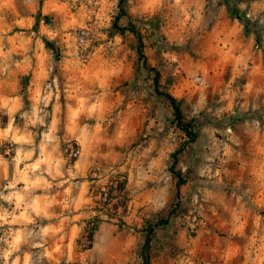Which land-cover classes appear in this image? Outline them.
Segmentation results:
<instances>
[{"label":"rangeland","instance_id":"rangeland-1","mask_svg":"<svg viewBox=\"0 0 264 264\" xmlns=\"http://www.w3.org/2000/svg\"><path fill=\"white\" fill-rule=\"evenodd\" d=\"M126 3L123 15L117 21L118 15L122 14L119 0V11L111 21L109 36L111 38L113 33H120L124 43L131 49V55L123 57V63L117 65L106 62L101 54L83 66L76 63L77 56L81 53L77 51L73 55V50L78 48L73 41V34H78L79 31L74 27L78 22L79 6L73 7L71 0H38L35 10L33 0H8L7 4L0 6V130L7 129L10 118L13 120V127L22 130V113L30 111L34 103L43 108L40 101L48 95V86H51L46 111L51 112L57 105L60 107L61 122L56 134L61 138L60 151L67 155L69 145L79 151L80 145L75 136L85 122V117L78 114L73 131L68 132L67 110L78 106V98L84 91L95 94L100 116L122 110L124 104L117 108L121 97L125 103L135 97V106L143 108V116H147L151 105L155 104L158 107L157 119L167 131L169 142L173 145L170 150L173 163L169 172L171 174L172 166H175V171L183 179L180 189L189 182V192L183 195L184 199L178 196L166 212L158 217L145 218L137 214L135 231L142 234V239H129L128 251L121 253L117 249L108 264H146L147 259L149 264H182L188 259L191 264H244L248 255L245 241L232 235L238 229L231 212V209L237 207V196L241 193L233 195L228 192V187L230 183L235 184L236 180L244 179L245 174L234 164L225 165L232 176L220 171L224 188L218 190L216 200L207 201L201 197L197 201L193 196L197 185L213 183V180L204 177L214 178V174L219 171L220 156L225 144L229 143L225 139L224 128H231L232 141L238 144L243 138L245 123L258 113H264V23H260L264 21V0H259L256 7L250 4L244 12L234 0H182L180 5H175L173 0H166L167 10L162 15H153L144 24L135 23L128 18ZM185 13L189 20L181 26ZM45 28L57 29L61 34L50 40L43 34ZM230 35L240 47L238 59L230 57L221 43L223 41L230 44L231 41L227 39ZM37 39L41 43L38 60L34 56L37 52ZM95 47L98 45L93 44L89 48V54ZM49 53L51 59L48 57ZM25 56L29 58L28 63H24ZM157 73L159 90L155 84ZM37 93L40 100L35 99ZM161 94H170L180 102L183 124L187 126L188 133L177 126L172 105ZM140 119L141 117L133 118L137 133L133 139L125 137L123 124H112L106 130L101 125L97 136L115 140L117 137L114 133L119 128V142L127 150L134 151L139 145H146L151 138L146 135L149 132L147 120L141 125ZM260 120L264 124V115L260 116ZM46 123H50V118ZM28 130L36 132L38 143L43 128L38 130L30 125ZM189 135L196 136L190 139ZM65 137L69 139L66 141ZM17 146L11 140L0 141V157L7 162L8 180L3 179L5 166L0 164V190L5 191V194L7 190L3 186L16 172L13 161ZM117 151L121 155L125 154L119 147ZM37 158L38 155H34L32 159L35 161ZM77 160L78 157L73 156L70 163L75 164ZM208 161L214 163H207ZM98 163L104 166V161ZM20 168L23 169L24 164ZM185 168L187 171L181 172ZM93 172L98 173L99 169L90 168L87 180L93 176ZM125 174L126 171L110 177L109 185L104 187L110 190L113 198H118L117 192H125L124 198L113 202L107 208V215L100 212L111 224L113 219L119 218L115 225L118 231L125 228ZM198 174L203 176L198 179ZM93 178L98 180V176ZM46 179L51 180L50 177ZM83 180L84 177L82 180L76 178L73 183L81 184ZM67 186L65 184L64 189ZM17 187H24L23 181ZM101 191L93 192L98 205ZM36 194L55 195L56 190L45 192L44 189H36ZM217 200L222 203H217ZM56 201L45 211L58 212L60 207ZM0 203L11 210L7 202ZM244 212L246 216H241L247 220L244 233L250 235L255 218H260L261 224H264V193L254 192L250 200L245 196ZM32 218L36 223L29 224L27 230H32L33 236L28 237L29 243L24 246L31 252L29 264H68L66 254L70 244L73 245L74 257L71 264H93V261L105 264L99 254L113 231L103 232L101 237H96L94 231L101 219L90 221L86 231L78 239L70 234L69 228H65L64 237L58 244V238L62 234L56 232L42 238L40 228L48 225L49 221L35 216ZM160 220H167L168 224L157 226ZM51 224L53 228L60 226V222L55 219ZM150 225L154 226V232L147 247L146 230ZM89 232L95 234L91 237L94 245L91 248L89 239L85 238ZM45 241L44 248H31L32 243ZM55 248L60 251H53ZM45 249L51 252V258L44 255ZM88 252L92 260L84 257L83 262L80 256ZM15 259L14 255L10 264H15Z\"/></svg>","mask_w":264,"mask_h":264},{"label":"clouds","instance_id":"clouds-1","mask_svg":"<svg viewBox=\"0 0 264 264\" xmlns=\"http://www.w3.org/2000/svg\"><path fill=\"white\" fill-rule=\"evenodd\" d=\"M259 0H234V3L239 9L244 12L251 4L256 7ZM8 3V0H0V6ZM38 0H33V10ZM73 7H78L77 23L74 25L75 29L79 30L78 34L74 32L73 41L78 45L77 49L73 50V55L77 51L81 55L77 56L76 63L79 66L90 63L95 57L101 54L106 58L109 64L115 63L117 65L123 63V57L131 55V49L124 43L120 33H113L111 38L109 30L111 29V21L119 11V0H71ZM175 5H180L182 0H173ZM125 9L130 18L135 23L144 24L151 19L153 15H162L167 10L166 0H127ZM199 18L197 17V20ZM189 16L184 14V19L180 22L183 26L187 24ZM260 23H264L261 21ZM211 26V22L208 23ZM259 26V25H257ZM43 34L47 35L50 40L56 39L61 33L57 29L45 28ZM29 38V41L30 42ZM231 43L224 44L227 49V54L236 59L240 56V47L236 45L234 37L231 35L227 37ZM91 54L88 50L93 46ZM41 43L39 39L36 40L37 52L34 53L36 59H39V48ZM2 55V53H0ZM51 59V53L48 54ZM29 58L25 56L24 63H28ZM51 71V65L49 66ZM49 93L43 97L40 103L33 104L30 111L22 113L24 120V128L13 127V120L10 118L6 130H0V141L11 140L16 145V157L13 161L16 172L13 178L4 185L5 191L0 190V201L7 202L9 208L4 207L0 203V264H10L11 258L15 255V264H29L31 259V252L24 246L28 245V237L33 236L32 230H27L29 224H35L36 220L33 216L39 217L42 220H48L49 224L40 228V236L48 237L56 232L61 233L63 238L64 229L75 227L77 218L86 219L97 217L100 212L107 215L108 210L102 208H95L91 199L87 203H81L79 207L74 201L79 200V190L90 187L87 183V169L84 163L87 162L88 168L99 169V172H93V176H98V186H103L107 183L110 177H114L121 172H127L129 175L130 187H126V195L132 203V211L128 216L123 217L125 220V228L123 231H118L115 227L119 222V218L113 219V235L105 242L103 251L99 254L100 259L105 261V264L114 258V253L119 249L121 253L128 251L129 239L137 241V238L142 239V234L137 233L136 219L133 215L135 206L139 203L143 208V215L145 218L158 217L166 212L169 204L161 203L159 206L153 204L152 199H143L142 192L137 184L134 182L136 171L143 167L147 170L146 185L155 189L157 193L171 192L174 178L169 172V168L173 163L170 159V150L173 145L169 142L168 133L161 127V122L157 119L158 107L155 104L151 105V111L147 116H143V108L135 106V97H131L127 103L121 97L117 108L120 104H124L122 110L113 113H108L100 116L97 112V105L95 103L96 96L91 92L84 91L78 98V106L75 108L69 107L67 110V120L69 126L68 132L73 131L76 117L78 114L85 117L83 126L79 128L76 133V140L80 145L79 151L69 145L67 155L60 151L61 138L57 136L58 125L60 124V107L57 105L51 112L46 111L48 101L51 96ZM71 95V94H70ZM40 100L39 93L35 97ZM148 99H151L150 94ZM211 112V109H209ZM213 115L215 113H212ZM264 113H258L251 121L246 122L243 126L242 139L240 143L236 144L232 141V130L230 127L224 128L225 139L229 143L225 144L222 154L220 156L219 171L213 177H204V179H211L213 183L197 185L196 193L193 198L199 201L201 197L207 201L216 200L218 190H223V181L220 179V171H224L226 175L232 176L224 167L225 165H236L245 174L244 179L236 180L235 184H229L228 192L237 196V207L231 209L234 220L237 222V231L233 232V236L242 238L245 241V251L247 257L244 264H264V224H261L260 218H255L251 226L250 235H245L244 227L247 224L246 219L241 216L245 215V196L250 200L254 192L264 193V124L261 123L260 116ZM134 117H141L139 123L144 124L147 120V128L149 132L146 134L150 136V140L146 145H141L134 151L127 150L122 143H120L119 128L114 133L117 139L103 138L97 136V131L101 125H104L105 130L112 124L124 125V135L128 139L136 137V125L133 123ZM50 118V123L46 120ZM211 120V116H209ZM88 121H91L89 123ZM43 128L40 132L39 142L36 140V132L29 131V126ZM155 129V131H153ZM9 133L12 135L10 136ZM163 133V135L161 134ZM69 138L65 137L67 141ZM120 148L125 154L121 155L117 151ZM38 155V158L33 161V156ZM73 156L78 157L75 164L70 163ZM98 161H104L102 167ZM207 163H214L208 161ZM0 164L5 166L3 179L8 180L7 162L0 157ZM24 164L21 169L20 165ZM184 171H187L185 168ZM195 171V169H194ZM203 174H198L197 178H201ZM50 177L51 180H47ZM77 177H84L83 184L73 181ZM23 181L24 187L18 188L17 185ZM68 185L64 189V185ZM36 189H44L45 192L51 189L56 190V195H37ZM77 191V195L73 196V191ZM56 196L61 199L56 201ZM53 201L59 204L60 210L45 211L49 208ZM217 203L222 201L217 200ZM227 210V208H226ZM53 219L60 222V226L53 228L51 222ZM7 226V227H6ZM19 226V227H16ZM92 233L89 232L85 237L89 239V248L94 247L91 243ZM45 243H32L31 248H44ZM59 252V248L53 249ZM44 255L51 258V252L45 249ZM67 261L71 264L73 260V245L68 246ZM96 264V261H93ZM182 264H191V260H185Z\"/></svg>","mask_w":264,"mask_h":264},{"label":"crops","instance_id":"crops-1","mask_svg":"<svg viewBox=\"0 0 264 264\" xmlns=\"http://www.w3.org/2000/svg\"><path fill=\"white\" fill-rule=\"evenodd\" d=\"M221 12H222V10H221ZM140 146L141 145H139L137 148H139ZM145 146H147V145H145ZM187 149H189V148H187ZM184 154H186V151L184 152ZM184 158H185V156H184ZM84 167H85V169H87V172H89L90 168H88L87 165H84ZM183 171H184V169H181V172H183ZM146 173H147V170L143 167H140L137 169L136 175L134 178V182L137 184L140 191L142 192V198L143 199H152L153 204L156 206H159L161 203L165 202V198H166V202L169 205L173 204L174 201L176 200V198H178V178L171 173V176L174 178V182H173L170 194L169 193H163V192L157 193L155 189L146 185V180H147ZM77 178H79L80 180L83 179V177H77ZM124 178L126 179V184H125V190H126V187H130L129 175L127 172H126ZM83 182H84V180L82 181L81 184H83ZM87 183L90 185V187L83 188L82 190H79V200L74 201V202L77 204V207H79L81 203L86 204L87 201L89 199H91V202L95 206V208H98L97 206H99V205L95 201L96 198L93 195V192H100L104 187L108 186L110 183V179H108L107 183L104 184L102 187L98 186L97 180L94 179L93 176H91V178H89L87 180ZM190 185H191V183L188 182V183H186V185H183L181 187L180 197H182V199H184L183 195H187V192H189ZM55 195L51 194V196H55ZM76 195H77V192H73V196H76ZM60 199H61V197L58 196V201ZM126 202L127 203H126V207H125L124 217L129 215V213L132 211V207H133L131 200H129L127 198V195H126ZM143 211H144L143 208H141L139 203H137V205L135 206V212L133 213L135 219H136V215L143 213ZM93 219H97V220L101 219L100 222L98 223V228L94 231V233H96V237L97 236L101 237L103 232L113 231V224L106 221V217L101 216L99 213L97 217L86 218V219L77 218L75 221V227H72L71 229H69L70 234H73V236L78 239L79 237H81L84 234L88 224ZM94 236H95V234L93 235V237ZM62 239L63 238H61V236L58 238V244L61 243ZM84 257H87V258L89 257V259H90L89 261L92 260L90 258L91 254H89V252L80 256V258L83 262L85 261Z\"/></svg>","mask_w":264,"mask_h":264},{"label":"trees","instance_id":"trees-1","mask_svg":"<svg viewBox=\"0 0 264 264\" xmlns=\"http://www.w3.org/2000/svg\"><path fill=\"white\" fill-rule=\"evenodd\" d=\"M127 0H120V5H121V11H122V14H119L118 17L116 18L117 21H119V19L122 17L123 15V6L124 4L126 3ZM117 23V22H116ZM155 84H156V88L157 90H159V74L157 73L156 74V77H155ZM163 95L172 105V108L174 110V121L175 123L177 124V126L186 131L188 133V130H187V126H185L183 124V111H182V108H181V104L180 102L172 95L170 94H161ZM196 135H189L190 139L194 138ZM176 164V162H174V165ZM173 168L171 169V172L178 178V196H180V186L183 184V179H182V176L179 172L175 171V166H172ZM168 224V221L167 220H160L156 225L157 226H162V225H167ZM154 232V226H148L147 227V230H146V238H145V245L147 247H149L151 241H152V234ZM92 236H93V233H92ZM146 264H149V261L147 259L146 261Z\"/></svg>","mask_w":264,"mask_h":264},{"label":"built area","instance_id":"built-area-1","mask_svg":"<svg viewBox=\"0 0 264 264\" xmlns=\"http://www.w3.org/2000/svg\"><path fill=\"white\" fill-rule=\"evenodd\" d=\"M124 194L125 192H117V196L118 198H113L112 193L110 192V190L104 188L99 196V206L103 209H107L110 208L113 202H117L119 200H122L124 198Z\"/></svg>","mask_w":264,"mask_h":264}]
</instances>
